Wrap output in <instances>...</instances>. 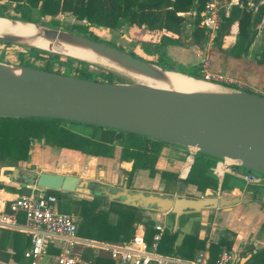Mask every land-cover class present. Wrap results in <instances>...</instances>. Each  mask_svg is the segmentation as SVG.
Instances as JSON below:
<instances>
[{
  "label": "trees",
  "instance_id": "1",
  "mask_svg": "<svg viewBox=\"0 0 264 264\" xmlns=\"http://www.w3.org/2000/svg\"><path fill=\"white\" fill-rule=\"evenodd\" d=\"M203 2V0H0L2 10L0 17L35 24L45 21L46 24L54 26L57 24L55 20L57 15L71 16L75 20L85 22L82 25L72 26L76 29V33L94 41L99 40L91 33L89 26L114 30L118 21L122 19L125 30L134 27L153 35L152 39L141 40L138 43L137 55L130 51L126 52L163 68L202 80L201 65H192L187 70L176 68L173 63L168 65L164 49L169 45L183 48L201 47L207 42L204 29L199 25V12L203 8ZM241 2V7L231 6L228 16L221 20L211 43L213 47L220 52L227 53L232 58L247 56L264 15V5L259 6L256 0H241ZM8 11H10L9 14L6 13ZM186 12L189 19L188 31L183 25L184 15L177 14ZM0 44L10 45V43L3 42ZM23 48V50H5L1 59L12 64L44 71L57 72V69L61 68V73L64 75L112 82L109 73L89 71L85 68L86 64L78 59L64 56V61L61 63L59 59L61 55L57 53ZM252 60L264 65V44L259 53L253 55ZM226 85L235 86L233 83H226ZM75 127H85L90 132L88 135H83ZM32 139H40L48 147L105 157H111L114 146L118 145L125 159L131 160V170L127 172V175H131L135 169H147L150 176L158 173L165 182L180 183L182 186L192 185L198 192L206 188L216 189L217 179L211 173L210 168L218 158L197 151L193 155V161L186 177L178 179L176 173L167 170L158 171L154 167L162 147L168 144L132 132L70 120L46 117H0V162L6 167H14L19 162L25 161ZM234 167L237 168V166ZM233 178L232 175L223 174L219 189L232 188L229 180ZM246 188L251 192L253 200L262 204L256 196L259 185H248ZM0 189L12 193L19 192L17 186L1 181ZM45 192L58 198L57 209L60 212L76 216V221L74 220L76 234L81 238L109 243L125 242L133 235V225L141 222L144 224V240L149 245L156 232L153 228V221L148 217L142 218L141 209L116 201L110 202L108 208L105 209L102 196L73 199L69 198L66 192L56 190ZM61 200L65 201L62 206L59 205ZM67 203L71 205L70 209ZM110 214L114 215L113 219L110 218ZM167 215L172 221V215L170 213ZM186 216L187 214L179 216L178 227L186 220ZM192 227L193 231L184 233L177 244L175 239L179 228L174 231L164 228L156 241L155 250L164 255H176L184 259H192L198 252L206 250L207 262L214 263L221 250L230 249L234 236L231 231L224 229L222 235L214 242L206 241V238L198 236L197 222H194ZM27 244L28 240H23L20 250L14 249V245V252L22 255ZM53 253L57 251L54 250ZM78 260L87 264H111L109 259L101 257L90 247H85L78 252ZM245 264H264V247L256 249Z\"/></svg>",
  "mask_w": 264,
  "mask_h": 264
},
{
  "label": "water",
  "instance_id": "2",
  "mask_svg": "<svg viewBox=\"0 0 264 264\" xmlns=\"http://www.w3.org/2000/svg\"><path fill=\"white\" fill-rule=\"evenodd\" d=\"M7 19L12 23L26 22ZM31 24L36 30L33 35H0V42L57 54L60 53L34 47L29 41L41 39L70 46L103 58L138 78L164 84L169 82L167 71H174L78 33ZM212 84L221 89L179 92L142 82H100L0 61V117H46L110 127L192 148L264 174V96L242 88ZM0 181L18 185L22 195L30 194L33 186L37 188L34 196L56 190L102 196L105 209L116 201L142 211L170 213L171 231L176 229L180 215L202 210L226 211L237 203L250 201L245 197L219 196L209 188L196 196L116 186L92 181L86 174L36 172L29 164L0 168ZM200 228L209 231L208 226Z\"/></svg>",
  "mask_w": 264,
  "mask_h": 264
},
{
  "label": "crops",
  "instance_id": "3",
  "mask_svg": "<svg viewBox=\"0 0 264 264\" xmlns=\"http://www.w3.org/2000/svg\"><path fill=\"white\" fill-rule=\"evenodd\" d=\"M164 51L165 55L171 54L173 58L175 57V60L177 59L179 62H184L190 59V56L187 55V53H185V51L179 46L169 45L165 47ZM208 54H210V57L208 58L209 68L214 73H221L228 76L233 81L239 82L243 89L252 91L247 87H257V89L264 91L263 64H257L248 56L232 58L228 56L227 53L220 52L216 48L211 49ZM78 128H82L85 133L78 131ZM78 128L76 130L81 134L88 135L90 132L88 128ZM51 149L54 150L52 152V157L55 160L53 164L42 165L40 170L33 168L34 171L73 173L77 175L86 174L88 179L92 181L101 180L112 185L118 183L119 186L126 185L130 188H133V186H138V184L141 183L142 188L147 190H149V188L162 190V188L166 187L167 185L171 186L172 188H175V186L178 184L181 185L180 183L172 184L171 182H165V180L160 178L158 173L150 176L147 169H135L132 171L131 175H127V172L131 170V160L125 159V157L122 155L121 147L118 145L114 146L113 155L111 157L81 154L73 150L57 147H51ZM183 157V147L169 144L165 145L162 147L155 161L154 167L158 171L167 170L176 173L179 167L182 165ZM28 162L29 163L26 164L34 163L32 160H29ZM243 172H245V170H238L234 166H231L229 171H223L219 178L216 177V189L211 190L217 195L229 197L234 196L239 198L245 197L249 198L250 201L246 203H237L226 211L213 210L212 212H208L207 210H202L198 212L196 216L188 215V218L186 217V220L180 227H178V224L176 226V228H179V232L175 239L176 244L179 243L184 233H190L193 231L192 225L194 222H197L199 225L198 229L196 230L197 234L200 238H206V241H217V239L222 235L224 229L234 233L232 245L230 249L227 250L230 254L232 264H245L249 260L251 254L256 251V249L264 247V178L259 183L247 184L259 185L256 196L260 199L262 204L253 200L251 197V192L247 190L246 187L234 184L233 179L229 180V184L232 185V188L224 190L219 189V184L223 174H229L241 180L240 176ZM12 185L17 186L15 184ZM183 187L187 190L191 189L190 193H193L192 188L194 190V187L192 185H186ZM70 194L71 193H68V197ZM15 195L16 193L0 189V201L2 203L8 202L14 198ZM149 214L152 216L150 218L154 223H162L165 228H169L166 225L164 219L160 216H156V213ZM71 215L74 219V215ZM113 216V214H110V217L113 218ZM161 216L164 215L162 214ZM17 217L20 221L22 220L21 215H17ZM201 225L208 226L209 231L205 232L204 229L200 228ZM184 228L189 230V232L184 231ZM26 239L28 240L26 234L19 230L0 228V264H48L50 260L53 262V259L51 258H53V255H56V253H53V251H57L55 242L53 241L49 242L45 254H42L33 260L23 257V252L28 247L29 242L22 251V255L19 252H14V249L20 250L23 240L25 241ZM14 245L15 248L13 249ZM84 248V246H79L76 247V250L79 252ZM93 251H95L101 257L109 259L111 264H117L107 256L105 251L96 248H93ZM200 252H203L207 257L206 250H202ZM43 255L48 256L50 260L47 262L43 261ZM76 264L87 263L78 260Z\"/></svg>",
  "mask_w": 264,
  "mask_h": 264
},
{
  "label": "built area",
  "instance_id": "4",
  "mask_svg": "<svg viewBox=\"0 0 264 264\" xmlns=\"http://www.w3.org/2000/svg\"><path fill=\"white\" fill-rule=\"evenodd\" d=\"M203 1V8L199 12V25L204 29L207 42L211 45L221 20L228 16L231 6L241 7L242 2L241 0ZM256 1L259 6L264 5V0ZM177 14L188 15L187 12ZM202 74L204 80L220 82L223 85L233 83L234 88H242L239 82L232 79L229 81L212 79L213 74L206 69L202 70ZM196 152L192 148H184L183 162L176 172L178 179L186 177ZM224 160H216L211 168L215 177L219 178L222 172L229 171L231 166H239ZM263 178L264 175H258L254 171H245L240 176L241 181L245 184L259 183ZM36 189L32 186L28 195H22L18 192L8 202L2 203L0 201V228L19 230L26 234L29 245L23 252V257L27 259L33 260L45 254L49 242L53 241L57 248L54 264H76L78 262L76 247L79 246L103 250L117 264H232L227 250H222L214 263H208L203 252L197 253L192 259L158 253L155 250V245L165 228L162 223L153 222V228L156 232L153 234L149 245L144 240V227L141 222L133 225V235L130 240L125 242L109 243L81 238L76 234V223L72 215L60 212L56 208L58 198L46 192L42 196H34L33 191ZM17 215H21V221Z\"/></svg>",
  "mask_w": 264,
  "mask_h": 264
},
{
  "label": "rangeland",
  "instance_id": "5",
  "mask_svg": "<svg viewBox=\"0 0 264 264\" xmlns=\"http://www.w3.org/2000/svg\"><path fill=\"white\" fill-rule=\"evenodd\" d=\"M7 5H10V4H7ZM1 11L2 10L0 8V12ZM6 13L9 14L10 11H8ZM184 17L185 18H184L183 25L185 26L186 31H188L189 30V19L187 18L188 16L186 14H184ZM55 20L57 21V24L54 25V26H50V25L46 24L45 21L40 22L39 24L41 26H43V27L55 28V29L71 31V32L76 33V29H73L72 26L74 24L82 25V24L85 23L84 21L75 20L71 16H64V15H57L55 17ZM124 27H125L124 20L120 19L118 21V24H117V26H116V28L114 30H108V29L101 28V27H98V26H89V30L91 31V33L93 35H95L98 38V40L100 42L106 43V44H108L110 46H114V47L120 48V49H122L124 51H130V52H132V53L137 55V53H138V43L141 40L144 41V40L152 39L153 35L151 33H145L143 30H139V29H136V28H129L128 30H125ZM263 44H264V19H263V22L258 27L256 36L254 38V41L250 45V48H249L248 53H247V56L252 59L253 55L259 53V51L261 50ZM23 47H25V46L16 45V44H10V45L4 46V45L0 44V61L1 62H5V63H9V62L3 61L1 59V55H2V53L5 50H23L24 49ZM28 48H32V47H28ZM181 48L185 51V53H187V55L190 56V59L187 60V61H184V62H179L177 59L175 60V57L173 58V56L171 54H166L165 58H166V63L168 65L173 63V65L176 68H179V69H182V70L183 69L187 70V69L190 68V66L199 64V65H201L202 70L206 69L210 73L213 74L212 79H216L218 81H229L230 80V78L228 76L223 75L221 73H214L212 70H210V68H209V59H208L210 57V54H208V53H209V51H211V49H213L215 47L210 45L209 42H206L201 47L188 46V47H184V48L181 47ZM32 49H34V48H32ZM59 55H61V57L59 58L60 62L63 63L64 55H62V54H59ZM83 62L86 64L85 68H87L89 71H92L94 73H98V72H101V71H103L104 73H109V76L111 77L112 82H118V83H137V82H141V80L138 77L134 76L133 74L131 75L130 73L121 71L120 69L107 68V67H104L102 65L95 64V63H90V62H86V61H83ZM116 70H118V71H116ZM61 72H62L61 68L57 69V73H61ZM205 81H209V80H205ZM210 82H212L214 84L215 83L221 84L220 82H216V81H210ZM217 88L221 89L220 87H217ZM247 88H249L250 90H252L255 93L264 95V91H262L260 89H257V87H255V88L247 87ZM78 131H81V132L85 133L84 130H82V128H78ZM53 151L54 150L51 149V147H48V146L44 145L40 139H32L30 141V143H29V148H28L27 157H26L25 161L19 162L18 165L24 167V165L26 163H29L28 162L29 160H32L34 163L33 164H29L30 168L32 170H33V168H36V169L40 170L42 165L53 164V162L55 161L53 159V157H52V152ZM28 156H29V160H28ZM4 167H6V166H4L2 162H0V168H4ZM236 169L245 170L246 171V169H244L241 166H237ZM36 172H41V171H36ZM257 174L258 175H264V174H260V173H257ZM233 182H234V184H237V185L242 186V187H247L248 186L243 181H241V180H239L238 178H235V177L233 178ZM114 185L119 186L118 183H115ZM167 186L163 187L162 191L164 189V191L170 192L172 194H177L179 192L190 193V191H191V189L187 190V189H185L183 186H181L179 184L177 186H175V188H172L171 186H168V187ZM17 187H19V186L17 185ZM136 187L137 188L138 187L142 188L141 183L138 184V186H133V188H136ZM149 190H156V189H154V188L150 189L149 188ZM192 191H193V194H195L196 196H198L200 194V192L194 191L193 188H192ZM69 198H73V199H75V198H86V199H89L90 197L88 195H84V194L71 193ZM60 202L61 203L59 205H61V206L65 203L64 200H61ZM67 205L66 206L69 207V209H70L71 205L68 204V203H67ZM149 213H152V212L141 211L142 218L144 219L146 217H148V218L152 217ZM197 213H187V216L188 215L196 216ZM161 215L162 214H157L156 213V216H160L161 218H163L165 223H166V225L169 228H171L172 221L168 217V215L167 214H163L164 216H161ZM110 218L113 219L112 217H110ZM74 219L76 221V216L75 215H74ZM184 231L189 232V230H186V228H184ZM42 259L45 262L50 260L49 257L46 256V255H43ZM51 259H53V262H52V260H50L48 262V264H53L54 263L55 255H53V258H51Z\"/></svg>",
  "mask_w": 264,
  "mask_h": 264
},
{
  "label": "bare ground",
  "instance_id": "6",
  "mask_svg": "<svg viewBox=\"0 0 264 264\" xmlns=\"http://www.w3.org/2000/svg\"><path fill=\"white\" fill-rule=\"evenodd\" d=\"M35 31H36L35 27L31 23L21 22V21L12 23L7 18L0 17V35H22L24 37H29L33 35ZM29 43L34 47H40L46 50L58 52L63 55H69L79 60L99 64L107 68L117 69L112 63L108 62L107 60L100 57H96L92 53L85 50L73 48L62 44L47 42L41 39H34L29 41ZM166 76L169 80L167 84L150 80L144 77H140L139 79L141 80L142 83L153 87L170 88L179 92L213 91L217 89L215 85L207 81H204L203 79L202 80L193 79L191 77H188L180 73H176L174 71H167ZM224 161L230 162L227 159H225Z\"/></svg>",
  "mask_w": 264,
  "mask_h": 264
},
{
  "label": "flooded vegetation",
  "instance_id": "7",
  "mask_svg": "<svg viewBox=\"0 0 264 264\" xmlns=\"http://www.w3.org/2000/svg\"><path fill=\"white\" fill-rule=\"evenodd\" d=\"M126 186V185H125ZM104 198V197H103Z\"/></svg>",
  "mask_w": 264,
  "mask_h": 264
}]
</instances>
